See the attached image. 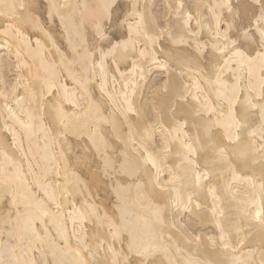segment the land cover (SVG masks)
Wrapping results in <instances>:
<instances>
[{
    "label": "bare ground",
    "instance_id": "1",
    "mask_svg": "<svg viewBox=\"0 0 264 264\" xmlns=\"http://www.w3.org/2000/svg\"><path fill=\"white\" fill-rule=\"evenodd\" d=\"M21 2L29 7L13 16L6 6ZM233 2L0 0L7 13L0 15V264H140L130 240L160 246L151 264H264V223L256 216H264V159L251 148L262 143L259 110L240 144L223 140L216 126L227 122L233 90L238 115L259 92L258 59L240 69L231 51L213 48L224 45L219 22L221 33L232 26L230 47L236 41L250 57L264 51L259 4L247 0L241 13ZM255 7L242 25L240 14ZM130 25L135 43L109 51L128 39ZM149 125L155 130L145 136ZM181 140L193 142V164ZM29 221L38 238L24 232Z\"/></svg>",
    "mask_w": 264,
    "mask_h": 264
},
{
    "label": "snow or ice",
    "instance_id": "2",
    "mask_svg": "<svg viewBox=\"0 0 264 264\" xmlns=\"http://www.w3.org/2000/svg\"><path fill=\"white\" fill-rule=\"evenodd\" d=\"M256 3L259 4L260 6V16L257 17V32L259 34V44H260V48L264 49V0H256ZM6 7H11L13 9V13L12 15L15 16V9L18 7L20 10H25L27 9L29 6L26 5L25 3L21 2L18 5H11V6H6ZM63 7V6H61ZM112 4L108 3L104 6L105 10L107 11L108 9H111ZM223 7H228L229 11H231V6L227 3H225L223 5ZM7 13H0V15H6ZM103 17H101V21H102ZM11 24L8 25L9 28H11ZM231 24L228 26V28L225 29V31L223 33H221L219 31V22L217 23L216 26V35L217 38L222 39L224 42L223 47H220L218 44H213V48H218V50L221 53H226L231 51L232 52V56L230 57V60L233 63H236L240 69H243L245 66V62H247V65L249 66V69H251V64L253 63L254 60L258 59L260 61V84H259V92L258 94L255 96V98L253 99L252 97H246L244 105H243V111L240 115H238L235 111V106H236V102L239 101V93L235 90H233L232 96L227 97V104H228V111H227V122L226 123H220L219 121L216 122V126L217 127H222L224 128V133H223V140L228 141L229 144H240L243 140V136L244 133L246 132V130L249 127L250 124V120H249V116L252 113V110H259V119H260V124L258 125L259 128V132H260V138L262 143L259 146V149H256L255 147V141H252V151L253 152H259L261 154V159H264V51H258L256 53L255 57H250L248 55H246V53L244 51H241L238 47H236V41H231V47L229 46V36H228V32L231 29ZM96 32H97V37L100 40H105L107 39V37L104 35V31H103V27H102V23H98L97 27H96ZM199 33H193L192 35H198ZM137 35H139V33H137ZM245 38H248V33L245 32L244 33ZM149 40H152V37H146ZM171 38V37H170ZM156 39H159V37H157ZM174 43H183V37L180 38L179 41L174 40ZM135 41L133 40V30L131 25L129 26L128 29V39L126 40H121L119 43L113 44L112 48L109 51H115L118 48L124 47L127 48V46L129 44H134ZM235 48V51H232V49ZM200 50V46L197 45V51L199 52ZM106 53L103 51V49H100V60H101V64H103V60L105 57ZM141 55H143V52L141 53ZM156 63H159L160 66L162 68H167V64L163 63V62H159L156 61ZM226 64L228 63V61L225 62ZM249 75H251V70L249 71ZM167 81H165V88L164 91H167ZM217 97L218 99L222 98V94L220 92L217 93ZM233 97L235 99H233ZM183 99H186V97H182ZM21 99H23V97H21ZM193 99L196 100L197 103H199V99L196 96H193ZM207 105V102H206ZM128 111L131 112L133 111L131 104L129 103V107H128ZM204 111L208 112L209 114H214L215 113V109L205 106L204 107ZM199 115V112L197 113ZM221 115H224L223 109H221ZM162 127V126H161ZM183 127H185V125H180V129H183ZM155 129L153 128L152 125H149L148 128L145 129V136H150L152 131H154ZM206 132L208 134L211 133V128L206 129ZM247 135L249 138L255 137L256 136V130H252L250 132H247ZM200 139L199 136H197V140L196 143H199ZM180 144L182 146V148L185 150L186 155H185V160L189 163V164H193L194 161L191 159V157L196 155V148L193 146V142L191 141H185V140H181ZM247 148V145H246ZM161 151L167 155L170 151L167 143H165L164 147L161 149ZM227 153V145L223 146V147H219V152L218 155L220 157H224ZM241 159L244 160V158L247 156V152H241L240 153ZM147 162L150 163L152 165L153 168H157V162L156 159L149 154L147 157ZM246 162V161H245ZM196 180L197 183L200 180V176L199 174L196 175ZM171 182V181H170ZM262 188H264V184L261 185ZM210 194H214L215 192V188H210L209 189ZM257 218L260 219V221L262 223H264V216L261 215V212H257L256 213ZM217 228L220 230V236H219V244L220 246H222L223 248L227 249L230 247V244L226 238V234L225 231L223 229V227L217 223ZM24 232H28L31 230V234L33 236H37L38 238V234L35 232L34 228L32 227V222H26L25 227H24ZM113 239H119V234L118 233H114L113 234ZM196 240L199 241L200 237L197 236ZM209 240L211 242V244L215 247L217 245V240L215 237H209ZM160 249L159 245H152V244H137L134 241H129V252H134L136 256L138 257H144L143 260L140 261V264H151V262H149L147 260V258L149 256H153L155 255V253ZM111 250V249H110ZM78 256L80 255L79 252L76 253ZM83 264H87V262H83ZM113 264H118L117 261H113ZM237 264H244V262H239L237 261Z\"/></svg>",
    "mask_w": 264,
    "mask_h": 264
},
{
    "label": "rangeland",
    "instance_id": "3",
    "mask_svg": "<svg viewBox=\"0 0 264 264\" xmlns=\"http://www.w3.org/2000/svg\"><path fill=\"white\" fill-rule=\"evenodd\" d=\"M235 2H233V5L235 6V7H237L238 9L241 7V4L242 3H247V0H234ZM245 1V2H244ZM241 2V3H240ZM256 9L255 10H253L254 12L253 13H245V14H247V16L245 15H243V14H240V23H242V25L244 24V23H246V22H248L249 20H248V18L249 17H252V14H254L255 12H257L258 11V9H257V7H255ZM241 10H242V7L240 8ZM239 9V12H241V10ZM242 13V12H241ZM118 15H120V13L118 12L117 13ZM241 17H243L242 19L243 20H241ZM244 17L246 18L247 17V20L246 19H244ZM246 20V21H245ZM245 21V22H244Z\"/></svg>",
    "mask_w": 264,
    "mask_h": 264
}]
</instances>
